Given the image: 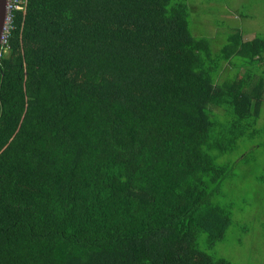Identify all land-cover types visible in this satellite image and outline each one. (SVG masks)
<instances>
[{
	"label": "trees",
	"instance_id": "1",
	"mask_svg": "<svg viewBox=\"0 0 264 264\" xmlns=\"http://www.w3.org/2000/svg\"><path fill=\"white\" fill-rule=\"evenodd\" d=\"M21 1L0 55V264H235L209 251L247 177L264 187V39L194 35L187 0Z\"/></svg>",
	"mask_w": 264,
	"mask_h": 264
},
{
	"label": "rangeland",
	"instance_id": "2",
	"mask_svg": "<svg viewBox=\"0 0 264 264\" xmlns=\"http://www.w3.org/2000/svg\"><path fill=\"white\" fill-rule=\"evenodd\" d=\"M187 1L191 7L190 27L194 35L216 37V34L226 35L236 31L242 35L244 41L255 36L264 39V0ZM233 61L236 67L229 72L232 76L245 72L250 67L242 66L243 60L240 56ZM253 68L261 74L264 63ZM259 128L264 130V110L260 115ZM260 139L264 141V132L260 133ZM262 151L264 148H260L255 156L258 158ZM246 171V168L240 170L241 173ZM260 172L256 170L250 177L246 174L249 187H242L244 189L238 193L239 201L234 204L232 213L234 223L228 231L225 244L218 243L209 251L213 256L230 258L235 264H264V187L258 181L262 175L256 178ZM239 239L242 240L241 243Z\"/></svg>",
	"mask_w": 264,
	"mask_h": 264
},
{
	"label": "built area",
	"instance_id": "3",
	"mask_svg": "<svg viewBox=\"0 0 264 264\" xmlns=\"http://www.w3.org/2000/svg\"><path fill=\"white\" fill-rule=\"evenodd\" d=\"M21 3H22L21 0H7L6 20H5V26L3 29V36H2V40H1L0 55H1V53L6 52V50H4L2 52V48L7 42V37H8L9 29L11 28V22H12V18H13V11L21 9V5H20Z\"/></svg>",
	"mask_w": 264,
	"mask_h": 264
},
{
	"label": "water",
	"instance_id": "4",
	"mask_svg": "<svg viewBox=\"0 0 264 264\" xmlns=\"http://www.w3.org/2000/svg\"><path fill=\"white\" fill-rule=\"evenodd\" d=\"M6 4H7V0H0V51H1V40L3 36V29L6 20Z\"/></svg>",
	"mask_w": 264,
	"mask_h": 264
},
{
	"label": "crops",
	"instance_id": "5",
	"mask_svg": "<svg viewBox=\"0 0 264 264\" xmlns=\"http://www.w3.org/2000/svg\"><path fill=\"white\" fill-rule=\"evenodd\" d=\"M254 38V37H253Z\"/></svg>",
	"mask_w": 264,
	"mask_h": 264
}]
</instances>
